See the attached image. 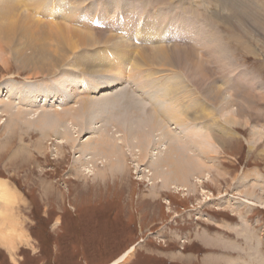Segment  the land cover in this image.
Instances as JSON below:
<instances>
[{"label":"rangeland","instance_id":"rangeland-1","mask_svg":"<svg viewBox=\"0 0 264 264\" xmlns=\"http://www.w3.org/2000/svg\"><path fill=\"white\" fill-rule=\"evenodd\" d=\"M1 1L6 4L4 8L9 0ZM36 1L33 3L41 2L43 8H49V14H52L50 8L53 11L59 8L65 19L78 20L81 27L74 21L71 26L79 30L91 24L90 31L96 41L92 46L81 45L75 55L64 56L65 61L60 58L57 63L53 61V73L47 74L46 68H34L31 63L32 60L39 63L28 44L37 26L20 21L27 37L20 39L19 54L15 55L12 45L4 44L1 39L0 182L8 183L15 193L8 189L12 199L5 203L0 215V223L9 226H5L9 235L7 242L12 240V245L0 241V264H113L131 249L130 257L122 264H264V205L256 204L261 197L264 201V116L260 121L255 117L256 113L264 115V88L259 90L264 87V0H71L67 7L59 0L56 1L60 4L51 0ZM22 3L16 13L31 14L30 20L55 21L52 16L45 19V14L33 15L35 5L25 7ZM3 16L6 18L7 14ZM222 18L227 22L221 24ZM62 21L59 18L60 24ZM181 27L190 29V34ZM138 29L144 32L150 29L152 34L148 36H157L164 43L144 44V41L140 46L141 40L132 41V36H138L135 34ZM43 40L55 45L58 37L42 32L38 42ZM157 47L173 56V61L155 62L152 54L147 55ZM108 50L113 55L115 50L119 52L117 58L123 64H116L123 69L126 80H117L119 83L111 87L108 76L113 72L111 75L117 79L119 72L114 65H104L103 69L95 65L94 71L90 67L86 69L80 61L82 65L77 71L86 88L54 97L56 102L64 103H49L60 81L70 73L74 76L71 70L80 64L79 57L84 64L90 58L98 64L108 55ZM145 57L152 59L148 61ZM210 60L215 61L212 69ZM109 70L110 74H106ZM134 71L142 76L143 85L138 86L132 80ZM199 73L205 76L204 80H200ZM177 81L180 84L175 86ZM169 83H174V89ZM7 85L18 87V94L28 103L7 101ZM123 85L134 90L138 97L148 93L142 95L143 105L135 98V103L129 104L126 97L127 105L121 107L128 109L139 123L143 122L142 108L145 107L151 115L162 112L174 117L179 115L180 108L189 109L185 112L187 116L175 118L169 124L186 149L173 147L170 140L165 143L173 147L170 148L171 152L175 151L174 160L183 162L189 158L191 163V158H197L195 167L191 166L187 174L181 173L180 166L176 171L182 175H172V170H166L170 156L166 155L168 151L163 143L160 144L164 148L146 157L138 149L136 156L131 154L126 142L125 153H119L126 154L125 160L117 156L125 162L115 164L114 171L101 163L102 157L95 159V150L91 148L95 147L98 135L109 145H117L123 133H118L115 118L108 119L107 115L108 120L100 123L104 118L90 113L84 117L81 106L83 102L91 104V100H108L110 95H101L115 93ZM164 92L173 94L169 97ZM216 93L222 103H217ZM154 102L159 104L157 109ZM166 103L172 105L171 111L166 110ZM115 105L119 107V101ZM47 115L53 120L64 119L69 128L76 126L78 117L83 118V131L74 132L75 145L73 142L59 144L65 138L61 134L56 136L60 132L56 122L48 130L49 137L42 136L39 126L44 125L41 118ZM185 119L192 123L190 133L209 134V140L204 143L211 146L205 149L200 138L187 141L190 136L182 124ZM96 125L98 135L94 133ZM155 141L157 145L159 141ZM81 148L86 150L82 156L78 153ZM159 164L162 169L156 171ZM169 174L174 180H167L166 184L162 178ZM249 193L256 197H249ZM8 214L11 219L7 218Z\"/></svg>","mask_w":264,"mask_h":264},{"label":"bare ground","instance_id":"bare-ground-1","mask_svg":"<svg viewBox=\"0 0 264 264\" xmlns=\"http://www.w3.org/2000/svg\"><path fill=\"white\" fill-rule=\"evenodd\" d=\"M22 1H24V3H22ZM32 2H30V0H9L8 1V4H7V6H4V8H2L3 7V5L5 4H3V2L1 1L0 2V47H3V46H1V44H2V40H3V42H4V44H7L8 46H10V45H12L11 47H13L14 48V51H16L15 52V55L16 54H19L20 53V51L21 50H19L18 49V46H20V43H21V41H20V39H21V37H22V41L24 40V39H26V33H23L22 32V28L20 27V21H25L26 23H29L30 24V26H33V24H34V26H37L38 27V31H39V33H37V30L36 29H34V33H35V35H33L32 36V38H30L29 37V40L30 41H28V44L30 43V45H31V50L33 49V55L32 56H36V57H38V61H39V63H37V62H35L34 60H32V64L34 65V68H36L37 66L38 67H41V68H46V73L47 74H52L53 73V69H52V66L51 65H53V61H55L56 63L58 62V60H59V58L62 60V61H65L66 60V57H64V56H67V55H75L78 51H79V48H81L80 46L81 45H83V47H85V46H92V43L94 42V41H96V39H94L95 37L91 34V31H90V29L92 30V27L93 26H91V24H90V26H87V24H86V28H85V30H79L80 28H76V27H73V26H71L72 25V22L74 21V24H77L79 27H81V25H79V22H78V20L76 21V20H70V19H65V17L63 16V15H61L60 14V10H59V8H58V10H56V11H53V9H51L50 8V13H52V14H49L47 11L49 10V8H47V9H45V8H43V3H39V5H38V3H33V1H35V0H31ZM39 1V0H38ZM38 1H36V2H38ZM53 3H55V4H65V6L67 7V6H70V4H71V0H59V2L60 3H58L56 0H51ZM223 1V0H222ZM227 2V1H226ZM19 3H22L23 4V6H25V7H28L29 5L30 6H32L33 7V5H35L34 6V8L35 9H33L34 11H35V14H33V15H39V16H41L42 15V17L44 16L43 14H45L46 16H44L45 17V19H48V17L49 16H52L53 17V19L55 20V21H57V22H53V23H47V22H45V21H43V20H30V19H32V17L29 15H27V16H24L23 15V11L22 12H18V13H16L17 12V10H19V8L21 9V5L19 4ZM222 3V2H221ZM33 4V5H32ZM6 5V4H5ZM38 5V6H37ZM79 5V4H78ZM222 7H223V5H222ZM224 8V7H223ZM24 9V8H23ZM28 9V8H27ZM229 9V8H228ZM230 10V9H229ZM63 11L65 12V9H63ZM176 11V10H175ZM31 12V11H30ZM223 12V11H222ZM26 13H28V12H26ZM180 13V12H179ZM3 14H7V16H6V18L3 16ZM211 14H212V12H211ZM254 16V15H253ZM72 17V16H71ZM75 17V16H74ZM59 18H63V21H62V23L63 24H60L59 23ZM78 18V17H77ZM243 18V17H242ZM44 19V18H43ZM58 19V20H57ZM72 21V22H71ZM151 21V20H150ZM155 22V21H154ZM227 22V20H224L223 18L221 19V21H220V23L221 24H224V23H226ZM238 22V21H237ZM176 28H178V26L176 27ZM175 28V29H176ZM181 29L183 30V31H187V35H189L190 33L189 32H191V31H189L190 29H186V28H184V27H181ZM168 30V29H167ZM151 30L149 29L148 30V32H144V31H142V30H140V29H138V31H136L137 33H135V32H133V33H135V34H138V36H132L134 39L132 40V41H136L137 40V42L139 41L140 42V40L142 41L140 44V46H142L143 45V42H144V44H146V43H150V44H152V43H156V44H160V43H158V42H161V44L162 43H164V41H161L160 39H158V38H155V37H157V36H154V37H149L148 35L149 34H152V32H150ZM173 33H178L179 31H175V30H171ZM42 32H45L46 34H47V32H49L50 34H52L53 36H55V37H58V42H57V44H55V45H52V44H49V43H47L46 42V40H43L42 42H38V39H39V37H40V35H41V33ZM132 31H129V33H131ZM243 32V31H242ZM246 32V31H245ZM128 33V32H127ZM37 34V35H36ZM135 34H133V35H135ZM142 36V39H141V37H140V35ZM246 34V33H245ZM97 38V37H96ZM101 38V37H100ZM2 39V40H1ZM104 39V38H103ZM108 39V38H107ZM50 40H51V35H50ZM27 41V40H26ZM98 41V40H97ZM105 41V40H104ZM109 41V40H108ZM128 41L130 42L131 41V39L129 40L128 39ZM192 41V40H191ZM202 41H204V40H202ZM212 41V40H211ZM211 41H209V42H211ZM256 41V40H255ZM102 42V41H101ZM101 42H99V43H101ZM206 42V41H205ZM204 42V43H205ZM23 43V42H22ZM206 43H208V42H206ZM24 44V43H23ZM124 44H127V42H124ZM139 44V43H138ZM155 44V45H156ZM38 45V46H37ZM154 45V46H155ZM172 45V44H171ZM170 45V46H171ZM179 45V44H178ZM200 45V44H199ZM198 45V46H199ZM213 45V44H212ZM217 45V44H216ZM24 46V45H23ZM28 46V45H27ZM37 46V47H36ZM101 46V45H100ZM117 46V45H116ZM121 46V45H120ZM130 46V45H129ZM133 46H134V44H133ZM193 46V45H192ZM156 47V46H155ZM155 47H153V48H155ZM174 47V46H173ZM172 47V48H173ZM177 47V46H176ZM212 47V46H211ZM21 48V47H20ZM24 48H27L28 49V47H25L24 46ZM108 48V47H107ZM118 48V47H117ZM120 48V47H119ZM171 48V47H170ZM178 48V47H177ZM199 48V47H198ZM197 48V49H198ZM3 49V48H2ZM116 49V48H115ZM126 51H128L127 50V48H124ZM123 48L122 49H120V50H124ZM150 49H151V47H150ZM202 49V48H201ZM249 49V48H248ZM96 50V49H95ZM119 50V51H120ZM147 51H149L148 50V48L146 49ZM214 50V49H213ZM23 51V50H22ZM25 52H26V49L24 50ZM112 51V50H111ZM111 51H107L106 53L108 54L106 57H104L103 59V61H100L98 64H95L96 62H95V59H88V60H86V62L88 61V64H84L83 62H82V60H81V57H79V63H80V61H81V63L86 67V69H89L88 67H90V68H95V65H97V66H101V68L104 66V65H114V67H115V69H118L119 70V72H118V77H117V79H115L114 78V76H112L111 74L113 73H111L110 74V70H109V72H106V74H110L108 77H110L109 79H110V81H111V87H113L114 85H115V83H119V82H117V80H119V81H122L124 78H126V75L124 74V71H122L123 69L120 67V66H118L116 63H122L123 64V62H120L119 61V59L120 58H117V52L118 51H114V53L116 54V56L114 57V55L111 53ZM141 52H144V54L146 53V51H143V50H140ZM216 51V50H215ZM4 52V51H3ZM11 53V52H10ZM21 53H23V52H21ZM30 53H32V51L30 52ZM111 53V54H110ZM125 53H127V52H125ZM128 53H130L129 51H128ZM199 53V52H198ZM201 53H204V51L202 52V50H201ZM207 53V52H206ZM222 53V52H221ZM134 54V53H133ZM139 54V59H141V58H143V56H142V54H140V52L138 53ZM143 54V55H144ZM152 54V55H151ZM220 54V53H219ZM118 55H119V52H118ZM126 55V54H125ZM147 55L149 56V55H151L152 56V58H153V60H155V62L156 61H159V60H161V61H163V60H166V61H168L169 63L171 62V61H173V56L172 57H170V55L168 54V52L167 51H165V50H162V48L161 47H157V49H153V50H150V54L149 53H147ZM62 56V57H61ZM145 56V55H144ZM101 57V56H100ZM201 57V56H200ZM204 57V56H203ZM102 58V57H101ZM124 58V57H123ZM145 58H148L149 59V57H145ZM152 58H150V59H152ZM209 58V57H208ZM210 58H211V56H210ZM117 59V62L115 61ZM125 59H126V57H125ZM138 59V60H139ZM150 59L148 60V61H150ZM206 59V58H205ZM137 60V59H136ZM138 60H137V63H138ZM152 60V61H153ZM186 60V59H185ZM146 61V60H145ZM199 61H201L200 59H199ZM209 61V60H208ZM42 62H44L43 63V65L42 66H40L41 64H42ZM201 62H203V60L201 61ZM204 62H207V60H204ZM77 64L71 71L73 72L74 71V76L73 75H71V73L68 75V77H67V79H62L61 81H60V84L59 85H57L56 86V91L55 92H52V94L50 95V97L52 96L53 98H51V100L49 101V103H51V102H53V101H55V99H54V97L55 96H62L64 93H68V92H75V90H77V89H79V90H83V86L85 87V82L82 80V77L81 76H79L78 74L80 73H78V68L79 67H81V65L82 64ZM89 63H90V65H89ZM209 63H211L212 64V66H211V69H212V67H213V64L215 63V61L213 62V60H210V62ZM156 64V63H155ZM163 64V63H162ZM136 65V64H135ZM203 65V64H202ZM207 65V64H206ZM140 66V65H139ZM208 66V65H207ZM117 67V68H116ZM141 67V66H140ZM139 67V68H140ZM142 68H144L145 69V67H142ZM142 68H140V69H142ZM204 68V67H203ZM103 69V68H102ZM131 69V68H130ZM97 70V69H96ZM98 70H100V69H98ZM104 70H105V68H104ZM103 70V71H104ZM117 70V71H118ZM125 70H126V68H125ZM137 70V69H136ZM204 70H206V69H204ZM224 70V69H223ZM35 71H36V69H35ZM94 71H95V69H94ZM108 71V70H107ZM112 71V70H111ZM116 71V70H115ZM131 71H133V69L131 70ZM225 71V70H224ZM223 71V72H224ZM40 72V71H39ZM136 71H134L133 73V75H132V80L133 81H135V82H137V84H138V86H141V85H143V83L144 82H141V80H142V76L140 77V76H138V73L136 74L135 73ZM138 72H139V70H138ZM148 72V71H147ZM177 72V71H176ZM41 73V72H40ZM91 73H93V72H91ZM100 73V72H99ZM98 73V74H99ZM123 73V76H121L120 77V75ZM182 73V72H181ZM204 73H206V72H204ZM46 74V75H47ZM129 74V73H128ZM148 74V73H147ZM54 75V74H53ZM53 75L51 76V78H53ZM81 75V74H80ZM131 75V74H130ZM150 75H152V73H150ZM173 75V74H172ZM199 75H200V73H199ZM200 76H202V77H200V80H204L203 78H205V76H203V74H201ZM86 78V77H85ZM146 78V77H145ZM148 78V77H147ZM174 78V77H173ZM131 79V78H130ZM144 79V78H143ZM185 79V78H184ZM86 80V79H85ZM124 80H126V79H124ZM178 80V79H177ZM182 80V79H181ZM94 81V83H95V80H93ZM146 81V80H145ZM175 80H173V82H174ZM147 82V81H146ZM58 83H59V79H58ZM87 83V82H86ZM127 83V82H126ZM172 83V82H171ZM171 83H169L170 85H171V87H172V89H174V86H173V84H171ZM178 83L180 84V81L178 82L177 81V83L175 84V86H177L178 85ZM13 84V83H12ZM90 84V82L87 84V85H89ZM102 85H103V83H101ZM182 84V83H181ZM28 85V84H27ZM124 86V85H123ZM180 86V85H179ZM106 87H109V84H106ZM128 86H124L123 88H120L119 90H117V92H115V93H104V94H102L101 96H107V95H110L108 98V100H106L105 98H102V99H96V100H91V104H88L87 102H83L84 104L81 106V114L85 117L88 113H90V114H95V116L97 117V118H100V119H103V120H101L100 121V123L102 122V121H105V120H108V119H110L111 117V120L112 119H114L115 118V120L117 121V126H119L118 128H119V130H118V133L119 132H121V136L119 137L120 138V142L117 144V145H115V144H111V145H109L107 142H106V139L105 138H101V137H98L99 135L97 134V133H99V130H98V127H97V125L95 126V127H97V128H95V134L96 135H98L97 136V140H96V142H95V147L94 148H91L90 146H89V148H91V149H93V150H91V151H94L95 150V159L97 158V159H99V157H102V159L101 160H103V162H101V163H104V166L105 167H109V168H111V170L112 171H114L115 169H116V167L114 166L115 164H117V165H121L120 163H121V161L123 162L124 160H125V158L123 157V156H126V154L125 155H123L124 153H125V150H124V148H123V146L126 144V142H127V148H128V151L131 153V154H134L135 156L137 155V149L140 151V154H142L143 152H144V155H146V157H148V155H150V153L151 152H158V151H160V147H162V148H164L165 147V150L167 149V154L166 155H168V156H170L169 157V160H166L167 161V166H166V170H168V172H171V170H172V172H171V174L172 175H175V173L177 174V169H178V166H180V169H181V173L182 174H187L190 170V167L191 166H193V167H195V161H196V159L195 158H191L192 160V162L190 163V162H188V161H190V159L189 158H187V159H185V160H183L182 158H180V159H182L183 160V162H180V160H174L173 159V157H174V155H172L175 151H173V152H171V148H173L175 145L178 147V146H180L179 148H181V149H186V147H185V143H183V141L181 140V139H179V137L177 136V134H176V132H175V130L174 129H170L169 127H171V126H169V124H170V122L173 120V119H175V118H178V117H181L182 115H185V116H187L186 114H185V112H186V110H189V109H187V107L186 108H184V107H182V108H180V112L178 113L177 112V114H179L178 116H176V117H174L173 115H170V116H168V115H162L160 112H158V113H156V114H149L148 113V110H147V107H145V108H142V111H143V118H142V120H143V122H141V123H139V122H137L136 120H135V117H134V115H132L131 113H130V111H128V109H122L121 107L122 106H124V105H127L126 104V102L124 101L125 100V98L127 97V101H128V103L129 104H134L135 103V99L138 101V103L139 104H141V105H143L142 104V102H143V94H145V95H147L148 93H146V92H143V94L141 95L140 94V96L139 97H141V98H139L138 97V95L135 93V91L134 90H130V89H128L127 88ZM131 87H135V86H131ZM155 87V86H154ZM5 88H7V93H6V96H7V101H9V102H12V104H18V103H20V102H23V103H28L27 102V99H25V100H22V94H18L19 92L17 91V88L14 86V85H7ZM31 88H33L34 89V86L33 87H31ZM86 88V87H85ZM136 88H138V87H136ZM178 88V87H177ZM264 87L262 86V87H260L259 88V90H262ZM21 89V88H20ZM36 89V88H35ZM98 90L100 89V88H97ZM156 90V91H155ZM154 91L157 93V92H159V89H155ZM180 90V89H179ZM32 91V90H31ZM37 91V90H36ZM175 91V90H174ZM177 92V91H176ZM29 93V92H28ZM27 93V94H28ZM33 93H35V90H34V92ZM81 92H79V94H80ZM219 93H221V90L219 89ZM264 93V92H263ZM26 94V93H25ZM79 94L77 95V97L79 96ZM171 94H173V92H164L163 93V95H171ZM174 94H175V92H174ZM44 95H46V94H44ZM82 95V94H81ZM149 95H152L153 97H156V96H154L153 94H149ZM32 96V95H31ZM173 96V95H172ZM250 96V95H249ZM170 97V96H169ZM215 98H216V100H217V103H222V100L220 99V95L218 94V93H216L215 94V96H214ZM131 98H133V99H131ZM135 98V99H134ZM254 98V97H253ZM264 98V97H263ZM186 99V98H185ZM204 99V98H203ZM116 101H119V104H120V106L119 107H117L116 105H115V102ZM173 101V100H172ZM175 101H177V100H175ZM191 101V100H190ZM203 102H205L204 100H202ZM56 102V101H55ZM60 102V103H59ZM167 102H169V101H167ZM171 102V101H170ZM181 102V101H180ZM189 102V101H188ZM239 102V101H238ZM241 102V101H240ZM56 103H59V104H61V103H64V101H57ZM183 103V102H182ZM206 103V102H205ZM146 104V103H145ZM151 104V103H150ZM153 104V106L157 109V107L159 106V104H158V102H154V103H152ZM167 104V103H166ZM175 104H177V106H179L178 105V102H176ZM203 104V103H202ZM226 104L228 105L229 104V102H227L226 101ZM147 105V104H146ZM168 105V104H167ZM182 105V104H181ZM188 105V104H187ZM230 105H231V103H230ZM237 105V104H236ZM11 106V108L13 109L14 108V106L13 105H10ZM164 106V105H163ZM176 106V105H175ZM189 106V105H188ZM210 106V105H209ZM162 107V106H161ZM168 107V108H167ZM166 107V110L167 109H170L171 107H172V105L169 103V105ZM221 107H224V109H223V111L224 112H226L227 110H226V108H225V106H221ZM229 107V106H228ZM233 107V106H232ZM237 107V106H236ZM31 108V107H30ZM173 108V107H172ZM71 109V108H70ZM74 109V108H73ZM76 109V108H75ZM74 109V110H75ZM174 109H175V107H174ZM173 109V110H174ZM46 110H48V109H46ZM57 110V109H56ZM69 110V109H68ZM231 109H228V111H230ZM5 111V109L3 110L2 109V112H4ZM55 111V110H54ZM69 111H71V110H69ZM102 111H103V113H102ZM128 112V113H126V112ZM170 111H171V109H170ZM170 111H168L169 112V114H170ZM204 111V110H203ZM164 112V111H163ZM174 112V111H173ZM260 112V111H259ZM44 113V112H43ZM46 113V112H45ZM49 113V112H48ZM47 113V114H48ZM66 113H67V111H66ZM69 113V112H68ZM101 113L103 114V117L101 116ZM104 113H105V115H104ZM109 113V114H108ZM262 113V112H261ZM264 113V112H263ZM50 114V113H49ZM56 115V114H55ZM107 115H109V118L107 119V118H105ZM226 115H228V112L226 113ZM59 116V115H58ZM63 116V115H62ZM164 116V117H163ZM264 115H261V114H258V113H256V120L257 121H260V120H262L264 117H263ZM96 117H95V119H96ZM116 117H120L121 119H118V118H116ZM260 119H259V118ZM263 117V118H262ZM187 118V117H186ZM43 121H44V125H42L41 123H40V125L42 126V127H40L39 126V131L41 132V134H42V136H46V137H49V133H48V130L49 129H51V128H53V126L55 125V122L58 124V129L60 130V132L56 135V136H59L60 134H61V136L63 137V138H65L64 139V142L62 143V141H60L59 142V144H64V143H72L73 142V145H75V143H76V140H75V134H74V132L76 131V132H82L83 131V121H82V117L80 116V117H78L77 119H76V126L75 127H73V128H69V127H67V126H65V120L64 119H62V118H60V119H55V120H53V118H51V117H49L48 115L47 116H44V117H42L41 118ZM81 120V121H80ZM80 121V122H79ZM86 121L88 122V120L86 119ZM97 121V120H96ZM146 121H149L148 122V125H145L144 123L146 122ZM228 121H230V123H231V121H232V119H229ZM94 123V122H93ZM98 123V122H97ZM100 123H98V124H100ZM103 123V122H102ZM236 123V122H235ZM90 124V123H89ZM179 125H182V124H184L187 128L185 129L186 130V134H187V136L189 137L188 138V140L187 141H189V140H191L192 138H195V139H198V138H200V143H202V146L203 147H205V149L206 148H208L209 146H211L210 145V143H207V144H205L204 143V141H208L209 140V137H208V135L209 134H200L201 132V130L199 129L198 131L200 132V133H198V134H192V133H190L189 131H188V129L190 130L191 128H189V125L190 124H192V123H188V122H186V119H185V122L184 123H182V124H180V123H178ZM35 127H34V129H37V126L36 125H34ZM106 126V125H105ZM32 126H29V128H31ZM88 128V127H87ZM102 128V125H100V129ZM115 130V129H114ZM117 130V129H116ZM104 132H105V129L103 130ZM102 131V132H103ZM101 132V133H102ZM117 132V131H116ZM204 132V131H203ZM107 133V132H106ZM111 133V132H110ZM191 134V135H190ZM79 136V135H78ZM104 136V135H103ZM115 136V135H114ZM109 137V136H108ZM117 139H118V137L117 136H115ZM157 139V140H156ZM109 140V139H108ZM156 140V141H155ZM168 140H170V142L173 144L172 146L171 145H167L168 143ZM211 140V139H210ZM95 141V140H94ZM114 141V140H113ZM113 141H111V142H113ZM154 141L155 142H158V144L157 145H155L154 144ZM180 141H182V142H180ZM110 142V141H109ZM211 142V141H210ZM160 143H163L164 144V147H163V145L162 144H160ZM165 143H167V144H165ZM181 143V145H179ZM204 143V144H203ZM89 144H91V143H87V145H89ZM98 144H100V146L98 145ZM86 145V144H85ZM71 146V145H70ZM114 146H115V148H114ZM77 147V146H76ZM75 147V148H76ZM171 147V148H170ZM134 148V150H132ZM77 149V148H76ZM203 149V148H202ZM135 150H136V153H135ZM86 152V150H82V148H81V150L80 151H78V153L79 152H81V156H82V154L83 153H85ZM123 152V154L121 155V154H119L120 152ZM133 151H134V153H133ZM118 152V153H117ZM149 152V153H148ZM179 152H181V150L179 151ZM93 153V152H92ZM118 155H117V154ZM86 154V153H85ZM148 154V155H147ZM176 154V153H175ZM119 155H121L123 158H124V160H120V159H122V157L120 156V157H117V156H119ZM155 155H157V154H155ZM80 156V157H81ZM89 156V155H88ZM88 156L86 157L87 158V160H89L88 159ZM143 156V155H142ZM117 157V158H116ZM166 157V156H165ZM197 157V156H196ZM91 158V157H90ZM151 158V157H150ZM175 158V157H174ZM101 160H99V161H101ZM158 160V159H157ZM161 161V160H160ZM185 161H187L186 162V164H185ZM198 161H201V160H198ZM125 162V161H124ZM123 162V163H124ZM179 162V163H178ZM150 164L151 163H153V162H149ZM155 163V162H154ZM161 163V162H160ZM157 164V163H156ZM151 165H153V164H151ZM155 167V166H154ZM174 167V168H173ZM108 168V169H109ZM156 171H157V169H162V164H159V167H157V165H156ZM172 168V169H171ZM107 169V168H106ZM174 170H175V172H174ZM104 172V171H103ZM181 173H178L177 175H179V174H181ZM171 174H169L168 176L166 175L164 178H162V179H164L165 181V183L167 184V180H174V178L172 177V175ZM181 174V175H182ZM174 177H176V176H174ZM257 178V177H256ZM253 179H255V178H253ZM257 181V180H256ZM243 182V181H242ZM255 187V186H254ZM256 188V187H255ZM254 189V188H253ZM258 190V189H257ZM256 190V191H257ZM256 194V193H255ZM248 196L249 197H256V195H253V196H251L250 195V193L248 194ZM11 199H12V195H9V191H8V189L4 186V183H1L0 182V215H1V212H2V210L4 209V207H2V205L4 206L5 205V203L6 204H8L10 201H11ZM258 203H260V204H262V205H264V201H263V198L261 197V199H260V201H257L256 202V204H258ZM256 204H254V205H256ZM2 208V209H1ZM8 217L10 216V215H7ZM2 225V226H1ZM10 225H12V223H10ZM5 226H8L6 223H3V224H0V229L1 230H3V228L2 227H4L5 228ZM9 227V226H8ZM7 227V228H8ZM12 227V226H11ZM13 230V229H12ZM9 237V235H8V232H6L5 230H3V232H0V241H2L3 243H5V240H6V238H8ZM18 237V236H17ZM12 238V237H11ZM10 242V244L12 245V240H9ZM1 242V243H2ZM132 251H133V249H131L130 251H128V252H126L123 256H121L120 258H118L113 264H122V263H124L127 259H128V257H130L129 255L132 253Z\"/></svg>","mask_w":264,"mask_h":264},{"label":"crops","instance_id":"crops-1","mask_svg":"<svg viewBox=\"0 0 264 264\" xmlns=\"http://www.w3.org/2000/svg\"><path fill=\"white\" fill-rule=\"evenodd\" d=\"M1 183H2V182H1ZM4 184H6V185L8 186L7 189H9L11 192L15 193V192H14V189H12V188L8 185V183H4ZM2 207H4V206L2 205ZM8 215H9V214H8ZM7 218L11 219L10 216H9V217L7 216ZM0 224H1V223H0ZM12 225H13V224H12ZM14 225H15V224H14ZM3 230H5V228H3ZM0 231H2V230L0 229ZM7 240H8V239L5 240V243H6V244H7V243L10 244L9 242H7ZM3 244H4V243H3ZM0 246H1V245H0ZM2 246H4V245H2Z\"/></svg>","mask_w":264,"mask_h":264}]
</instances>
